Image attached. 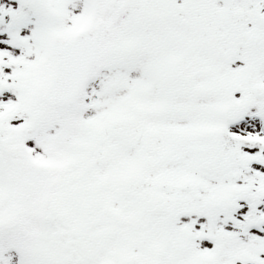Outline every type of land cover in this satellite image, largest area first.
I'll use <instances>...</instances> for the list:
<instances>
[{"label": "snow or ice", "instance_id": "obj_1", "mask_svg": "<svg viewBox=\"0 0 264 264\" xmlns=\"http://www.w3.org/2000/svg\"><path fill=\"white\" fill-rule=\"evenodd\" d=\"M0 264H264V0H0Z\"/></svg>", "mask_w": 264, "mask_h": 264}]
</instances>
